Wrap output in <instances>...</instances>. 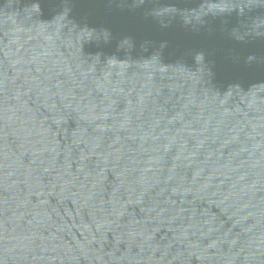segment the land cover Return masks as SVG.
I'll return each mask as SVG.
<instances>
[{
  "label": "water",
  "instance_id": "1",
  "mask_svg": "<svg viewBox=\"0 0 264 264\" xmlns=\"http://www.w3.org/2000/svg\"><path fill=\"white\" fill-rule=\"evenodd\" d=\"M0 264H264L256 0H0Z\"/></svg>",
  "mask_w": 264,
  "mask_h": 264
}]
</instances>
